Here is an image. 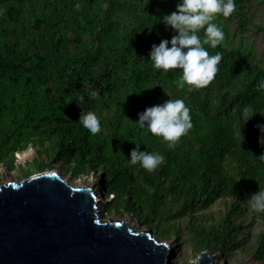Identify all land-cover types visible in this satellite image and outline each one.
Returning <instances> with one entry per match:
<instances>
[{
	"label": "trees",
	"instance_id": "obj_1",
	"mask_svg": "<svg viewBox=\"0 0 264 264\" xmlns=\"http://www.w3.org/2000/svg\"><path fill=\"white\" fill-rule=\"evenodd\" d=\"M176 3L0 0V167L11 170L15 154L32 148L34 169L59 165L71 178L92 172L111 196L105 213L132 212L175 250L264 264V212L249 205L251 194L264 191L255 127L264 124V91L257 89L264 65L243 50L242 36L232 47L205 45L222 54L214 79L178 89L179 69L165 74L148 60L151 46L174 34L160 17ZM247 3L235 0L232 13L243 33L250 31ZM229 20H216L224 33ZM252 28L263 31L264 21ZM167 99H182L192 123L171 149L135 124L138 113ZM245 107L258 113L243 123ZM88 113L100 120L96 134L78 122ZM132 142L165 161L151 172L130 164ZM31 174L22 168L20 177Z\"/></svg>",
	"mask_w": 264,
	"mask_h": 264
},
{
	"label": "water",
	"instance_id": "obj_2",
	"mask_svg": "<svg viewBox=\"0 0 264 264\" xmlns=\"http://www.w3.org/2000/svg\"><path fill=\"white\" fill-rule=\"evenodd\" d=\"M59 171L0 182V264L169 263L166 241L149 227L105 217L98 188ZM195 264L220 263L203 250Z\"/></svg>",
	"mask_w": 264,
	"mask_h": 264
},
{
	"label": "clouds",
	"instance_id": "obj_3",
	"mask_svg": "<svg viewBox=\"0 0 264 264\" xmlns=\"http://www.w3.org/2000/svg\"><path fill=\"white\" fill-rule=\"evenodd\" d=\"M235 9V0H177L175 10L160 17V22L174 34L170 39H161L158 44L151 46L148 60L151 61L152 68L163 70L165 74L169 70L179 69L180 75L173 81L178 89H184L186 85L190 86V89L208 85L218 71L222 54H210L205 45L216 48L222 44L225 33L215 21L220 16L229 17ZM257 89L264 91V80L258 83ZM89 98L95 101L98 94L90 92ZM256 113L258 112L251 107H245L241 115L243 123ZM137 115L135 124L161 138L170 149L192 127L190 109L182 99H167L161 104L145 108ZM78 122L90 134L101 130L100 120L93 113L80 116ZM255 127L260 133L258 143L264 146V124ZM134 144L135 147L129 153L130 164H139L151 172L165 161L163 155L141 151L140 144ZM258 158L264 160V154ZM249 205L257 212H264V191L258 190L251 194Z\"/></svg>",
	"mask_w": 264,
	"mask_h": 264
},
{
	"label": "rangeland",
	"instance_id": "obj_4",
	"mask_svg": "<svg viewBox=\"0 0 264 264\" xmlns=\"http://www.w3.org/2000/svg\"><path fill=\"white\" fill-rule=\"evenodd\" d=\"M247 2H248L247 7L249 9V12L246 14L245 22L249 24L250 31L243 33L240 30V27L238 28L235 17L231 14L232 20H229V22H226L225 39L222 42V44L223 46H226V47L235 46L241 40L240 37L242 36L244 37V39L241 40L243 50L245 52L254 53L257 62L264 65V30L261 32H253V30H251L253 29L252 25L254 23H262L264 21V0H247ZM226 20L228 21V17L224 18L220 16L217 18V21H219L220 24H223ZM32 157H34V150L32 148H28L25 151L16 153L14 167L11 170H8L7 172H3V168L0 167V182L9 181L12 179L13 180L20 179L22 168L24 169L29 168L32 171V174L38 173L39 171L34 169V167L30 163V160ZM54 169H57V171H59V165H56ZM64 174L65 176L64 175L63 176L72 182L78 181V183L81 185L89 184V185H93L94 188H98L97 189L98 200L100 201L99 210L102 212V214L105 217H114V218L120 217V218H123L132 227H138V228L147 227L142 224H138V222L135 221V217L133 218L132 212H128V211L126 212L125 210H122V212H120L119 210L117 212L116 210L115 212V210H112L111 213H105L103 205L108 203V201L111 199V196H105L100 191L99 181L97 179L98 177L93 176L92 172H89L88 175L82 174L81 176L77 178H71L69 171H65ZM172 243H173L172 241L166 243L169 248H172V251L170 252V261L168 264H182L183 262H185L186 264L196 263L197 255L193 254L189 250V248H187L186 246L182 247V245H179L178 248L176 247L177 250H175L173 247H171ZM174 251H175V254L173 255L172 253H174ZM211 257L212 259L216 260L217 263H220V264H224V262L226 264H238L239 263L238 261L231 262V260L226 259V258H214V255L212 254H211ZM243 264H259V263L254 262V261H247Z\"/></svg>",
	"mask_w": 264,
	"mask_h": 264
},
{
	"label": "bare ground",
	"instance_id": "obj_5",
	"mask_svg": "<svg viewBox=\"0 0 264 264\" xmlns=\"http://www.w3.org/2000/svg\"><path fill=\"white\" fill-rule=\"evenodd\" d=\"M73 183H77V184H79L78 181H75V182H73ZM97 198H98V197H97Z\"/></svg>",
	"mask_w": 264,
	"mask_h": 264
}]
</instances>
